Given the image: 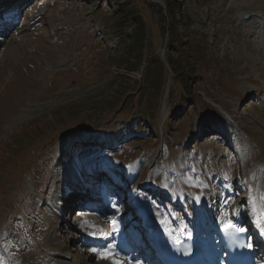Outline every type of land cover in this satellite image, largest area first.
Returning a JSON list of instances; mask_svg holds the SVG:
<instances>
[{
	"label": "rangeland",
	"instance_id": "rangeland-1",
	"mask_svg": "<svg viewBox=\"0 0 264 264\" xmlns=\"http://www.w3.org/2000/svg\"><path fill=\"white\" fill-rule=\"evenodd\" d=\"M179 1L167 50V0L23 3L0 43V264H59L50 242L100 264L63 207L67 190L95 192L91 171L123 206L138 191L181 210L195 189L246 203L242 182L264 175V0Z\"/></svg>",
	"mask_w": 264,
	"mask_h": 264
},
{
	"label": "bare ground",
	"instance_id": "bare-ground-1",
	"mask_svg": "<svg viewBox=\"0 0 264 264\" xmlns=\"http://www.w3.org/2000/svg\"><path fill=\"white\" fill-rule=\"evenodd\" d=\"M255 23H259L261 24L260 21L255 20ZM253 26V25H252ZM255 27V25H254ZM6 44V43H5ZM165 115V111L164 114ZM249 136V134L247 135ZM75 166V169H74ZM73 168H70L69 171L67 172V175L64 177V181H65V186H64V190L68 189V185L67 183L69 181H74L75 179H77V177H79L81 170L80 167L76 165H74ZM264 173V172H263ZM248 184L247 185H243L242 187L247 188L249 190V187H251L253 189V191L248 192L247 197L245 202L248 203V205H251V209L249 212H247V216H249V218H251L253 220V223H256L260 230L262 228H264V215H262V212H264V201H261L259 199V197L264 196V175L262 174L261 178L258 177H253L252 175H250V177H248ZM243 184V183H242ZM246 189V190H247ZM83 190V188H79L76 190V195H80ZM197 191V190H196ZM84 193H90L89 191H85ZM90 194H93L90 193ZM179 197H181L179 195ZM213 198V196H211ZM250 197L255 198V214L253 213V201L250 200ZM93 198V197H92ZM189 200L184 204V206L181 207V210H179L174 204L169 203V201H167L166 197H159L158 199H154L152 200V198L147 195H143V194H139L136 193L134 194L131 198H130V204L132 205L133 209L135 211H137L138 207L140 204H148L152 213H153V220H152V225L154 227V224L159 223V227H157V225H155L156 229L159 230V234H162L163 229L167 230V227L172 228L173 230H177L178 228H187L190 231H192L193 226L191 225V219L199 214L201 212V208L197 207L194 203H193V194L190 197H188ZM208 199L209 198H204L202 199L203 203L205 204V206H208ZM95 200L92 199V202H94ZM111 200L108 198L107 203H109ZM69 206V205H68ZM65 207V203L64 206ZM231 209H227L224 208L223 209V213L224 215H232V209L233 208H237L238 212L240 213V216L243 217V212H242V208H243V203L242 202H237L236 200L232 202V206L230 205ZM214 210V209H212ZM85 216H83V220L87 219L90 221L95 222V224L98 227H101L102 225L99 224V219H102V215L99 214V211H94V212H84ZM137 214V213H136ZM206 218V217H205ZM204 218V220H205ZM203 219V216H202ZM244 220L247 221V218L245 219L243 217ZM206 220H211V219H207ZM151 227L148 226V231L153 230ZM155 229V228H154ZM84 231H86V233H82V238L85 237L86 238H90L92 235V231L93 229L90 227L85 226ZM56 233H54V235L57 236V230L55 231ZM98 237V236H97ZM54 238V237H53ZM52 249L54 250H58L57 251V257L61 258L59 264H74V263H68V260L65 261V258H68V252L66 251L67 249H65L64 247H62V242H54L51 243ZM102 249V248H100ZM99 249V250H100ZM55 253V251H53ZM54 255V254H53ZM55 256V255H54ZM90 257H97L96 253H92L91 255H89ZM58 259V258H57ZM55 259V260H57ZM69 259V258H68ZM100 264H111L110 261L105 260V259H100ZM58 261V260H57ZM72 262V261H71ZM85 264V263H84ZM90 264V263H87Z\"/></svg>",
	"mask_w": 264,
	"mask_h": 264
},
{
	"label": "snow or ice",
	"instance_id": "snow-or-ice-1",
	"mask_svg": "<svg viewBox=\"0 0 264 264\" xmlns=\"http://www.w3.org/2000/svg\"><path fill=\"white\" fill-rule=\"evenodd\" d=\"M186 183H189V185L192 187H201L203 185V182L199 181L194 176L189 178V180H187ZM242 183L247 185L248 181L245 180ZM203 186L206 187V185H203ZM249 191H253V189L251 187H249ZM199 199H200V196L197 195L196 200L198 201ZM259 199L261 201H264V196L259 197ZM250 200L253 201V213L255 214V198L250 197ZM112 207L115 208L117 212L119 211V208L117 205L113 204ZM80 215L82 217L85 216L84 213H80ZM262 215H264V212H262ZM82 226H87V227L92 228L93 229V231H92L93 236H98L101 239L107 240L109 233H106L103 228L98 227L95 224V222L84 219V220H82ZM235 227H236V224L231 219H229L224 224V230L226 232L230 231L231 229H233ZM239 230L246 231L245 229H242V228ZM117 231H118L117 228H115V227L112 228L113 233H115ZM261 231L264 232V228H262ZM169 234L171 235V233H169ZM91 251L95 252L98 258L108 260L111 262V264H132L131 261H123V260H118L116 258L119 255V253L117 252L116 247L114 245H112L110 247L108 245H105V247L103 249H100V250L91 249ZM137 264H139V262H137Z\"/></svg>",
	"mask_w": 264,
	"mask_h": 264
},
{
	"label": "trees",
	"instance_id": "trees-1",
	"mask_svg": "<svg viewBox=\"0 0 264 264\" xmlns=\"http://www.w3.org/2000/svg\"><path fill=\"white\" fill-rule=\"evenodd\" d=\"M166 5H167L168 15H169V16H172V19H173V25H170V28H169V34H170V35H173V36H172V39L169 40L168 43H167L166 46H165V48H166V50H167V49L171 48L172 46H174V45H176V44H178V43H181L183 40L180 38V39H179V42H178V41H177L178 39L175 38V36H176V31H177V27H178V24H179V22H180V20H179L178 17L176 16L177 14H176V12H175V9H176L178 6H180V1H179V0H167ZM121 12H122V11H121ZM123 16H124V18H125V15H124V14H123ZM181 18H185V15H181V13H180V19H181ZM181 20H182V19H181ZM183 24H186V26L189 25V23L186 22V21H185ZM145 58H146V57H145ZM149 60H150V58H147V59H146V61H147V65H148V63H149ZM168 60H169V64H170V66H171V69H175L174 67H176V63H175L174 59H172L171 57H169ZM154 61H157V60L154 59ZM180 71H181V70H180ZM180 71L176 70L175 72H176L177 74H179ZM182 72H184V71H182ZM148 75H149V71H148V69H147V70L144 71V76H148Z\"/></svg>",
	"mask_w": 264,
	"mask_h": 264
},
{
	"label": "water",
	"instance_id": "water-1",
	"mask_svg": "<svg viewBox=\"0 0 264 264\" xmlns=\"http://www.w3.org/2000/svg\"><path fill=\"white\" fill-rule=\"evenodd\" d=\"M154 1L161 2V0H154Z\"/></svg>",
	"mask_w": 264,
	"mask_h": 264
}]
</instances>
